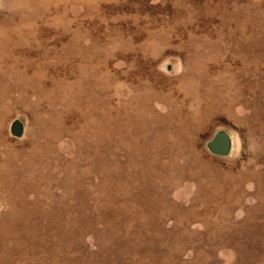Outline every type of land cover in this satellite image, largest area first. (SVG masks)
Listing matches in <instances>:
<instances>
[{"label": "rangeland", "instance_id": "374dc122", "mask_svg": "<svg viewBox=\"0 0 264 264\" xmlns=\"http://www.w3.org/2000/svg\"><path fill=\"white\" fill-rule=\"evenodd\" d=\"M0 264H264V0H0Z\"/></svg>", "mask_w": 264, "mask_h": 264}, {"label": "water", "instance_id": "95a60500", "mask_svg": "<svg viewBox=\"0 0 264 264\" xmlns=\"http://www.w3.org/2000/svg\"><path fill=\"white\" fill-rule=\"evenodd\" d=\"M15 133H20V125H16ZM208 149L212 154L218 157H225L230 153L231 140L226 133L220 132L209 142Z\"/></svg>", "mask_w": 264, "mask_h": 264}]
</instances>
